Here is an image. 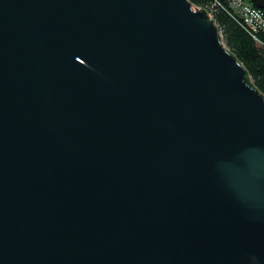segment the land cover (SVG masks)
<instances>
[{
    "label": "water",
    "instance_id": "obj_1",
    "mask_svg": "<svg viewBox=\"0 0 264 264\" xmlns=\"http://www.w3.org/2000/svg\"><path fill=\"white\" fill-rule=\"evenodd\" d=\"M0 264H264V92L206 8L0 0Z\"/></svg>",
    "mask_w": 264,
    "mask_h": 264
},
{
    "label": "trees",
    "instance_id": "obj_2",
    "mask_svg": "<svg viewBox=\"0 0 264 264\" xmlns=\"http://www.w3.org/2000/svg\"><path fill=\"white\" fill-rule=\"evenodd\" d=\"M192 1L208 9L212 5V0ZM213 14L226 44L244 62L254 82L264 92V45L259 44L224 7L216 6Z\"/></svg>",
    "mask_w": 264,
    "mask_h": 264
},
{
    "label": "built area",
    "instance_id": "obj_3",
    "mask_svg": "<svg viewBox=\"0 0 264 264\" xmlns=\"http://www.w3.org/2000/svg\"><path fill=\"white\" fill-rule=\"evenodd\" d=\"M216 6L224 7L259 44L264 45V8L258 7L251 0H212L210 9H206L213 17Z\"/></svg>",
    "mask_w": 264,
    "mask_h": 264
}]
</instances>
